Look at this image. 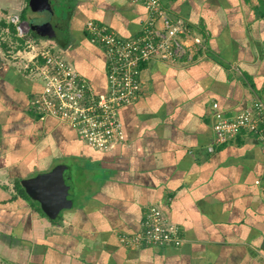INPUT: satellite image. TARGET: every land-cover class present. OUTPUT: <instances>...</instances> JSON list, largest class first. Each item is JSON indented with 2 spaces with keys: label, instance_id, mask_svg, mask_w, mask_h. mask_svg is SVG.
<instances>
[{
  "label": "crops",
  "instance_id": "crops-1",
  "mask_svg": "<svg viewBox=\"0 0 264 264\" xmlns=\"http://www.w3.org/2000/svg\"><path fill=\"white\" fill-rule=\"evenodd\" d=\"M25 2L0 0L5 23L25 13ZM54 2L65 59L103 87V49L89 42L85 22L129 38L144 25L145 7ZM161 2L203 46L191 60L143 66L141 95L120 110L125 140L111 150L87 146L73 129L34 110L31 99L41 89L34 51H18L23 67L0 59V264H264V150L244 130L219 142L213 128L215 109L231 118L255 101L264 105V0ZM71 161L88 164L84 190L53 220L14 188L62 165L74 197ZM151 206L177 227L180 241L122 243Z\"/></svg>",
  "mask_w": 264,
  "mask_h": 264
},
{
  "label": "built area",
  "instance_id": "built-area-1",
  "mask_svg": "<svg viewBox=\"0 0 264 264\" xmlns=\"http://www.w3.org/2000/svg\"><path fill=\"white\" fill-rule=\"evenodd\" d=\"M130 1L140 2L147 11V19L137 35L123 38L105 24L92 20L84 24L89 42L103 49L104 88L89 82L72 63L54 51L48 41L32 42L31 46L33 59L40 61L37 72L41 81V89L31 99L32 107L41 117L53 118L73 129L87 146L97 150L108 151L124 142L120 110L141 95V72L147 62L191 60L197 47L203 46L200 36L169 17L161 0ZM8 22L15 27L18 38H26L30 27L19 14H11ZM214 119L213 128L219 142L244 130L254 135L264 150L261 101H255L252 108L231 118L215 109ZM262 192L264 196V185ZM120 241L131 248L164 246L178 243L180 236L177 227L168 222L160 208L151 206L139 230L121 235Z\"/></svg>",
  "mask_w": 264,
  "mask_h": 264
},
{
  "label": "water",
  "instance_id": "water-1",
  "mask_svg": "<svg viewBox=\"0 0 264 264\" xmlns=\"http://www.w3.org/2000/svg\"><path fill=\"white\" fill-rule=\"evenodd\" d=\"M28 7L31 12L40 15L36 20H26L29 27L38 32L42 38L51 39L50 30L52 31L51 25L55 19L52 0H28ZM20 184L27 196L39 204L40 210L48 219H55L60 211L72 205L73 192L62 165L41 172L33 178L21 180Z\"/></svg>",
  "mask_w": 264,
  "mask_h": 264
},
{
  "label": "rangeland",
  "instance_id": "rangeland-1",
  "mask_svg": "<svg viewBox=\"0 0 264 264\" xmlns=\"http://www.w3.org/2000/svg\"><path fill=\"white\" fill-rule=\"evenodd\" d=\"M27 1L28 0H26L25 4L27 3ZM53 1L54 0H52V3H54ZM59 2H62V0H59ZM56 13H58V11ZM24 14H25V18H24L23 21L26 22L27 19L36 20L37 19L36 18V15L39 14V13H33V12H31L29 10V7H28L25 10V13ZM7 15H8V12H4V10H0V19H3V20L6 21L7 20L6 19L7 18ZM62 24H63V22H62ZM37 40H39L41 42L48 41L50 47L54 51L60 53V55H62L63 57H67L66 51H63L57 45V43H56L55 40L50 39V38L49 39L42 38V37H38ZM27 42H28L27 43V46L24 43L22 45V48L17 50V47L19 46L17 40H15L12 37V35L10 34V32H9L8 29H1L0 30V59L3 60L4 62H11V63L13 62L17 66H22L23 67V65L26 63L25 57H22V55H19L18 54V51L20 50L21 53H22L23 49L25 51H29V52L30 51H32V52L34 51L31 48V46L33 45L32 42L30 40H27ZM33 74L36 77V79L39 78L38 72L34 71ZM39 81H40V78H39ZM68 165L70 167V173H71L72 183L74 184V197H73V201H74V203H78L79 200H80V193L82 192V190H84V184L82 183V181L84 180L82 178L83 173L86 172V170L89 171V169H85V168H83V166H86V168H88V164H87V162H84V161L83 162H75V163H73L71 161V162H68ZM1 182H3V180ZM31 201L34 202L33 200H31ZM34 204L36 205V202Z\"/></svg>",
  "mask_w": 264,
  "mask_h": 264
},
{
  "label": "trees",
  "instance_id": "trees-1",
  "mask_svg": "<svg viewBox=\"0 0 264 264\" xmlns=\"http://www.w3.org/2000/svg\"><path fill=\"white\" fill-rule=\"evenodd\" d=\"M20 17H21L22 20H24L25 15H24V14H20ZM1 28H5V29L7 28V29L9 30L10 34L12 35V37H13L15 40H17V42H18V44H19V46L17 47V49L22 48V45H23L25 42H27V40H30L31 42H32V41L34 42V40H32V38L35 39V40H37L38 37H41L37 32L33 31V30L30 28V31H29L28 35L26 36V38H24V39H20V38L17 37L15 27H14L12 24H10L9 22H8V23H5L4 20H0V29H1ZM62 36H63V33H62V35H61L60 37H56V39H54V40L56 41L57 45L63 50L64 48L67 47V43L65 42V41H66L65 39L61 38ZM39 62H40V61H39ZM14 188L16 189V191L18 192V194H22V195H24L26 198L30 199V198L26 195V193H25V191H24V188L21 186V184H20L19 181L14 182ZM17 192H16V193H17ZM39 211H40V209H39Z\"/></svg>",
  "mask_w": 264,
  "mask_h": 264
},
{
  "label": "flooded vegetation",
  "instance_id": "flooded-vegetation-1",
  "mask_svg": "<svg viewBox=\"0 0 264 264\" xmlns=\"http://www.w3.org/2000/svg\"><path fill=\"white\" fill-rule=\"evenodd\" d=\"M36 17H37V15H36ZM54 18L55 19H54V21L52 22V25H51L52 26V31L50 30L51 36L52 37H60L62 35V33H63L62 18H60L59 20H57V17L56 16H54Z\"/></svg>",
  "mask_w": 264,
  "mask_h": 264
}]
</instances>
